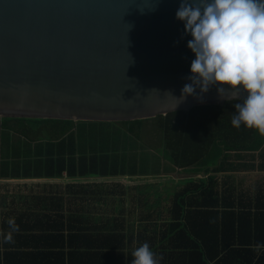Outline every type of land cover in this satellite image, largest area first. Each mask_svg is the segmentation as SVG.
<instances>
[{
	"label": "water",
	"instance_id": "water-1",
	"mask_svg": "<svg viewBox=\"0 0 264 264\" xmlns=\"http://www.w3.org/2000/svg\"><path fill=\"white\" fill-rule=\"evenodd\" d=\"M180 3L0 0V118L120 122L243 99L212 87L174 108L165 95L180 96L194 59Z\"/></svg>",
	"mask_w": 264,
	"mask_h": 264
},
{
	"label": "trees",
	"instance_id": "trees-1",
	"mask_svg": "<svg viewBox=\"0 0 264 264\" xmlns=\"http://www.w3.org/2000/svg\"><path fill=\"white\" fill-rule=\"evenodd\" d=\"M243 99L120 122L3 117L0 170L21 177L192 170L166 210L164 264H264V213L252 217L246 204L234 211V189L220 192L215 176L237 170L243 156L264 159V133L231 124Z\"/></svg>",
	"mask_w": 264,
	"mask_h": 264
},
{
	"label": "crops",
	"instance_id": "crops-1",
	"mask_svg": "<svg viewBox=\"0 0 264 264\" xmlns=\"http://www.w3.org/2000/svg\"><path fill=\"white\" fill-rule=\"evenodd\" d=\"M234 162L237 170L215 174L218 190L232 186L234 211L246 204L252 217L264 213V159L254 154ZM180 173L61 170L21 177L0 170V264H131L133 251L145 242L164 264L166 210L180 184L168 192L159 179Z\"/></svg>",
	"mask_w": 264,
	"mask_h": 264
},
{
	"label": "clouds",
	"instance_id": "clouds-1",
	"mask_svg": "<svg viewBox=\"0 0 264 264\" xmlns=\"http://www.w3.org/2000/svg\"><path fill=\"white\" fill-rule=\"evenodd\" d=\"M175 18L191 37L186 46L194 59L180 96L165 93L176 101L174 108L193 95L202 102L212 87L223 101L225 88L242 91L231 124L264 133V0H181ZM8 223L17 227L12 218ZM132 255L131 264H159L147 242Z\"/></svg>",
	"mask_w": 264,
	"mask_h": 264
},
{
	"label": "rangeland",
	"instance_id": "rangeland-1",
	"mask_svg": "<svg viewBox=\"0 0 264 264\" xmlns=\"http://www.w3.org/2000/svg\"><path fill=\"white\" fill-rule=\"evenodd\" d=\"M149 153H151V150H147ZM167 153H165V163L167 164L168 162V157H167ZM202 174H200L201 176ZM195 177L194 174H192V170H184L181 171L180 176L179 177H175L173 174L170 175L169 177H166V179L164 180V182H162V180L159 179V182L161 181V186L165 185V187L167 188L168 192L173 191V189H175V186L177 187L178 184H183L191 179H193ZM202 177V176H201Z\"/></svg>",
	"mask_w": 264,
	"mask_h": 264
}]
</instances>
